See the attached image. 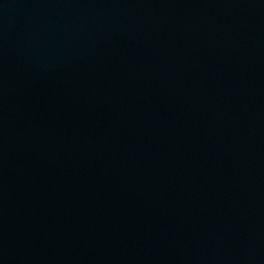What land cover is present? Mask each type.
<instances>
[{
	"label": "water",
	"instance_id": "95a60500",
	"mask_svg": "<svg viewBox=\"0 0 264 264\" xmlns=\"http://www.w3.org/2000/svg\"><path fill=\"white\" fill-rule=\"evenodd\" d=\"M0 264H264V0H0Z\"/></svg>",
	"mask_w": 264,
	"mask_h": 264
}]
</instances>
